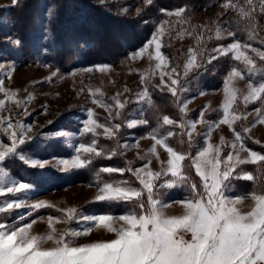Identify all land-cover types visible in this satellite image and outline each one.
<instances>
[{
  "label": "snow or ice",
  "instance_id": "6c2138e0",
  "mask_svg": "<svg viewBox=\"0 0 264 264\" xmlns=\"http://www.w3.org/2000/svg\"><path fill=\"white\" fill-rule=\"evenodd\" d=\"M94 3L136 29L150 26L139 44L132 43L126 32L116 37L122 49L120 63L129 66L130 76H137L135 88L124 83L111 96L99 88L86 89L89 76L98 72L110 76L116 59L105 58L102 43L80 40L71 26L52 62L36 57L38 67L49 71L30 86L12 87L13 73L24 60L0 53L4 97L0 99V264H264V134L261 138L253 134L258 125L264 133V0H215L208 9L221 11L209 25L188 22L189 14L197 10L191 0L172 7H157L156 0ZM23 7L21 0H10L0 9ZM62 7V3L46 7L43 41L50 39L52 22ZM152 9L155 17L149 16ZM21 23L19 18L0 16L3 43L18 54L25 48L16 31ZM213 29L215 35L205 39ZM185 33L195 45L187 48L182 60L169 64L177 58L162 49H171L170 41ZM145 54L152 62L150 69L134 71L132 65L142 62ZM27 60L32 61L31 53ZM162 66L165 70L153 82ZM81 73L85 78L74 93L84 98L79 111L85 115L78 118L77 132L59 127L62 121L77 119L75 105L55 111L48 103L39 110L29 107L37 88L54 79L75 81ZM212 75L222 77L224 97L220 108L213 109L215 119L206 116L210 105L198 112L189 109L196 96L207 94L204 88L193 94L192 80ZM237 78L246 85L245 91L234 86ZM94 106L107 113L103 121ZM33 113L43 121L28 122L25 118ZM222 126L227 127V136ZM100 128L115 147L99 142ZM133 129L141 135L134 143L121 144ZM217 129L221 132L214 139ZM77 134L79 142L73 143L70 159L28 154L48 142L71 141ZM142 140L150 146L142 148ZM132 149L134 160L120 159ZM15 160L36 170L35 177L10 175L7 166ZM49 169L64 174L85 169L95 177L89 187L96 192L85 204L64 207L38 198L41 184L50 185L55 179ZM89 207L95 211L88 212Z\"/></svg>",
  "mask_w": 264,
  "mask_h": 264
},
{
  "label": "rangeland",
  "instance_id": "374dc122",
  "mask_svg": "<svg viewBox=\"0 0 264 264\" xmlns=\"http://www.w3.org/2000/svg\"><path fill=\"white\" fill-rule=\"evenodd\" d=\"M127 4H134L136 3V0H122V2H125ZM259 0H254V3H258ZM10 4V0H0V6L2 5H8ZM214 4V3H213ZM7 10L0 9V16H7ZM221 11L219 7H214L212 9H208V7H201L198 8L194 13H190L188 17V22L192 24H201V25H209L213 18L214 14H218ZM235 15V13H233ZM173 20V27L175 25V17L171 18ZM170 26H166L168 28ZM208 35H215L214 29L210 33L205 34V39H207ZM261 35H264V32L261 33ZM165 41L168 40L167 33L163 37ZM172 47L171 49H162L165 53L170 52L172 56L176 57L177 60H169L168 63H174L179 60H182L184 58V55L186 54L187 48L189 46L195 45V40L192 36L188 35L187 33L177 36L176 38H173L170 41ZM6 52L9 56V58H16L17 60H24V63L21 65H18V70L13 73L14 81L15 83L12 85L13 88L16 87H22V86H30L33 80H42L43 77L48 73V69L44 67H38L36 59H32L31 62H29L25 56L24 51L21 50V53H16L11 48H9L7 45L3 43V35L0 34V53ZM38 54L39 60L43 61ZM123 59V58H122ZM151 63L147 55L145 54L142 62L138 61L136 64L132 65L133 70L139 69L141 71H147L151 67ZM165 69L162 68L157 70L156 76L153 79V82L157 81L159 79V73L161 71H164ZM129 66L127 64H121L120 61L115 63L113 68L111 69V75L96 73L94 75H91L87 78L86 84L84 85L85 88H99L102 92H104L107 96H111L115 93L117 88H120L124 85V83H127L130 87L135 88V81L137 80L136 75H129ZM85 78L84 74H78L75 78V81H73V78L71 77H65L63 80L54 79V81L50 84H45L42 88H37L36 90V98L31 102L29 107L31 108L33 105L39 110L40 105L42 103H48L50 108L55 111L57 108H62L65 105L71 104L75 105L73 108V112L76 113L77 119H73L71 121L65 120L62 121L59 127L66 128L70 131L77 132L76 124L78 123V118H83L84 113L79 111L80 106L84 103V98L77 97L74 93V88H79L80 81ZM167 80V77H165ZM109 80H114L115 84H110ZM234 86L236 88H239L241 91L246 90V85L240 81L238 78L234 82ZM190 87L193 89V94L198 91L200 88H203L198 80L193 79ZM206 89V88H204ZM139 90V89H137ZM207 94L204 96H196L192 103L189 105V109L193 111H199L200 108H202L204 105H210L206 112V116H211L213 119L216 118L217 113L213 111V109H219L220 106L223 103V89L222 84L215 88V89H206ZM29 91H32L31 87H29ZM48 94L47 96L45 94ZM59 94L58 96L56 94ZM19 98H13L17 99ZM0 99H4L3 94L0 93ZM6 103H9L11 107V102L6 100ZM240 103L243 104L242 99L240 100ZM95 107V106H94ZM95 111L97 115L100 117L101 121H103L107 117V113L104 111L103 108L95 107ZM249 111L253 112L254 115V109L249 108ZM28 122H31L32 120H37L38 122L43 121V117H38L36 113H33L32 117H26L25 118ZM251 119V117H249ZM199 128V125H198ZM223 128V134L228 135V129L226 126H222ZM97 132L100 134V143L102 145H107L108 147H115L114 144H112L110 141H107L103 135V129H97ZM221 130L217 129L214 132V139L217 138V135L220 134ZM253 134L255 138H261L262 130L260 126H257V129L253 130ZM91 134H88L90 136ZM139 135H136L132 130H129L127 134L124 136V138L121 140V144L127 142V143H134L136 137ZM87 139V137H86ZM75 142H79V136L73 137L71 141H65L63 144L60 143H53L48 142L44 147H39L36 149H33L31 152H29V155H32L34 157H43L48 158L49 156H63L65 158L71 157L72 154V145ZM150 146V142L147 140L141 141V147ZM136 156V150L132 149L126 154H124L120 159L126 161V160H134ZM115 159V158H114ZM17 161H12L8 164L7 170L9 171L10 175H12L14 178H21L18 176V174L14 170V166H16ZM20 162V161H19ZM105 164H111V161L105 160ZM21 165H23L21 163ZM52 171H55L53 169H49ZM82 170V169H80ZM76 171L77 175L76 178L73 180H69L67 182H59L53 180L51 184H41V193L38 198L46 199L54 204H56L59 207H64L66 205H80L85 204V202L93 197V194L96 192L95 187H89V182L94 181L95 177L90 172H83L79 173V171ZM56 172V171H55ZM58 173V172H57ZM75 173V174H76ZM79 173V174H78ZM73 172H69L66 175H72ZM87 175V176H86ZM103 179V177H102ZM35 199V197H34ZM88 212L95 211L93 208H88ZM45 215H47V210H42ZM74 227H78L76 225H73ZM45 227L44 224L40 225V228L43 229ZM59 228H63L64 225H57Z\"/></svg>",
  "mask_w": 264,
  "mask_h": 264
},
{
  "label": "trees",
  "instance_id": "16d2710c",
  "mask_svg": "<svg viewBox=\"0 0 264 264\" xmlns=\"http://www.w3.org/2000/svg\"><path fill=\"white\" fill-rule=\"evenodd\" d=\"M21 2L25 7L23 9L10 8L7 11V16L10 15L22 20V23L17 25L16 31L24 38L25 48L22 51H24L26 58L31 53L32 59L35 60L38 54L42 52L39 55L40 58L45 62H52L54 60L53 53L64 47L70 26L74 28L75 35L80 40L87 41L89 44L102 43L105 58L109 60L115 58L116 63L123 58L118 56V53L122 50L116 40L118 35L126 32L130 35L132 43L139 44L149 34L150 26L142 25L136 29L123 18H117L100 10L95 5L94 0H21ZM53 3H62L63 7L57 19L52 22L50 39L43 41L45 10L48 5ZM123 3L127 4L126 1ZM178 3H181V0H156L157 7H172ZM191 3L193 7L198 9L215 3V0H191ZM155 15L156 10L152 9L149 16L155 17ZM43 49L48 51L44 52ZM73 59L75 58L73 57ZM198 82L203 88L215 89L222 84V77L219 75L206 76V78H200ZM153 98L159 102L157 96L154 95ZM249 108H253V105L250 104ZM172 110L175 111V108L172 107ZM132 132L141 135L135 129ZM252 147L259 150L258 145ZM13 168L21 178L32 179L36 175V170L21 165L19 161ZM49 171L55 177L54 180L59 182L73 180L77 175V173L66 175L52 170ZM85 171L87 170L82 169L79 173Z\"/></svg>",
  "mask_w": 264,
  "mask_h": 264
}]
</instances>
